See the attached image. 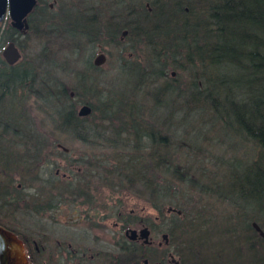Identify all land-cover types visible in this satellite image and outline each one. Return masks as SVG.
I'll return each mask as SVG.
<instances>
[{
  "label": "rangeland",
  "instance_id": "obj_1",
  "mask_svg": "<svg viewBox=\"0 0 264 264\" xmlns=\"http://www.w3.org/2000/svg\"><path fill=\"white\" fill-rule=\"evenodd\" d=\"M158 1L40 0L28 15L30 27L25 33L11 31L8 15L0 21L2 34L14 36L0 39V56L3 46L13 41L21 53L15 66L20 72L26 69L20 81L0 94V129L6 122V140L1 135L0 142L6 141L10 158L25 167L19 180L3 183L6 192L0 191V221L4 223L0 226L20 239L38 243L43 239L48 252L58 249L57 239L67 241L71 204L60 202V210L66 214L63 222H57L56 198L51 192L54 182H45L53 179L48 168L57 159L47 154L50 145H36L58 141L73 152L75 169L84 168L71 173L74 180H87L98 199L104 196L110 202L121 196L118 204L124 213L133 208L134 217H139L141 207L148 206L145 211L158 215L148 221L155 241L151 246L128 244V236L120 238V264L123 257L132 256L131 251L136 257L144 254V264L147 258L150 264H174V260L179 264V258L181 264H209L207 259L216 264L224 242L235 236L250 241H234L230 258L249 264L251 257L247 260L243 248L254 243L253 251L258 254L259 242L251 239L247 223L258 221V208L251 196L230 186L236 184L234 173L256 160L258 148L240 133L220 129L222 122L207 104L201 111L193 102L199 95L196 92L205 89L207 78L217 81L220 73L186 55L190 40L184 22L189 19L175 7L180 4L186 11L188 0L168 2V15L176 18L170 23V33L161 28L162 20L157 21ZM128 28L131 32L123 34ZM182 39H187L186 46ZM100 53L104 60L94 66ZM61 87L69 98L61 97L62 104L53 105L48 94L60 95ZM213 96L221 102L215 93ZM82 104L91 107L81 118L84 125L77 131L63 129L66 126L60 125L57 116L60 111L77 113ZM139 123L143 126L136 128ZM133 129L136 134L130 132ZM147 131L153 141L145 135ZM161 139L166 145L160 144ZM175 166L193 181V188L187 180H181L178 189L171 185L170 169ZM42 168L48 170L46 174ZM2 180L1 175L0 183ZM50 198L53 200L48 201ZM115 219L114 210H109L107 225ZM105 235L109 238L111 234L105 231ZM100 243L103 249H112L109 241Z\"/></svg>",
  "mask_w": 264,
  "mask_h": 264
},
{
  "label": "trees",
  "instance_id": "obj_2",
  "mask_svg": "<svg viewBox=\"0 0 264 264\" xmlns=\"http://www.w3.org/2000/svg\"><path fill=\"white\" fill-rule=\"evenodd\" d=\"M168 2L176 4L180 1L167 0L165 4L159 0L155 7L159 8L160 19L157 21L162 20L165 23L161 28L166 29V33L171 32L170 23L176 21L175 17L168 15L171 10L167 7ZM188 2L186 11L184 10L186 8L180 7V4H176L175 7L181 9L186 19H189L184 24L187 26L185 31L187 28L189 32L190 43L188 44L187 39L181 40H185V46L188 44L190 49L187 50L186 55L189 60L194 58L198 63L204 62L206 67L218 69L220 73L217 81L213 77L207 78L208 83L205 89L196 92L199 95L193 99V102L199 104L201 111L206 110L204 104H207L214 117L222 122L220 129L225 127L240 133L258 148L256 160L244 167L239 174L234 173L236 184H231L230 187L240 189L239 193L252 197L253 203L258 208L256 222L264 230V0H188ZM158 22L154 24V27ZM9 28L13 33L16 31L12 27ZM1 30V40L14 39L13 35L6 38ZM137 30L140 31V29ZM199 37L202 38V43H198ZM18 69L15 65H7L0 56V94H4L10 84L20 81L25 76L26 69H22L21 72ZM61 89L60 95L54 92L48 94L53 105H60L64 98H69V93L65 92L63 87ZM213 93L221 99V102L215 100ZM200 98L202 101L199 100ZM57 116L62 127L70 126L77 131L84 125L81 121L83 117L78 116L74 110L72 113L69 109L68 112L61 110L60 116ZM128 125L131 127L130 124ZM136 126L141 128L143 125L139 123ZM130 132L137 133L135 129ZM145 135L153 141L151 133L147 131ZM159 142L161 145H166V141L162 139ZM177 170L176 166L170 169L171 185L178 189L177 184L181 183V180H187L188 186L193 188V181ZM176 188L172 193L176 191ZM247 228L251 232V239L259 242V248L256 246L258 254L253 251L254 243L249 242L247 249L243 248L247 260L251 257L249 264H264V236H261L251 223H247ZM231 239L224 242L226 246L219 251L222 257L216 264H246L235 262L230 258V252L233 251L234 241L248 243L250 240H246L243 236H235ZM131 253L132 256L122 258L121 264H144L143 259L146 258L144 254L141 253L136 257L132 251ZM237 254L238 252H235V257ZM147 259V264H150V259ZM247 260L242 259V262ZM205 261L209 264L213 262L210 259ZM181 262L179 258V264Z\"/></svg>",
  "mask_w": 264,
  "mask_h": 264
},
{
  "label": "flooded vegetation",
  "instance_id": "obj_3",
  "mask_svg": "<svg viewBox=\"0 0 264 264\" xmlns=\"http://www.w3.org/2000/svg\"><path fill=\"white\" fill-rule=\"evenodd\" d=\"M27 22L29 28L28 17ZM124 31H126V33H123L122 31L123 34H127L129 31L131 32L129 28ZM16 63L8 64L6 62L9 66L15 65ZM69 128L71 131L72 129L70 126H66L63 129L69 130ZM1 135H4L6 140V122L4 123V127L2 126L0 129V136ZM45 144L50 145L48 146L49 149L47 150V154H52V157L57 159V162H53V164L51 163L50 168H48V170H51V176H53V179L45 180L40 174H37V176L39 179H44L47 185L49 182H54L53 188L55 189L51 190V192H53L54 198H56V211L54 214L56 215L57 222H63L62 219L66 214L64 211L60 210L62 208L60 202H70V212L67 213V224L69 225L67 229L71 232L69 235L66 234L68 237L67 241H63L64 239H57V244L59 246L58 249H52L49 250V252L41 243L43 239H40L41 242L38 243L34 239L30 240L26 237L21 238L29 264H38V261H40V264H46L48 262L51 264H62V262L65 263L66 260L67 264H96V261L97 263L99 262V264H120L123 243L120 238L123 235L127 238L126 236L130 233L128 231L129 229L137 230V235L135 238L128 237L130 240L128 244L151 246L155 242L150 235L151 229L148 225V221L152 218L158 217V215L155 216L152 214V211H145V208H148V206H142L140 209V216L134 217L137 213L133 208H130L127 213H124L122 204H118L121 200V196H119L120 199L117 197V199L110 202H108L104 196H100L98 199L94 193H91L90 184L87 180H83L84 182H82V180L79 181L78 179L76 181L72 177V172L74 173V171H77L80 173L84 168L77 166L75 169L73 164L75 157L73 152L70 151V148L58 141L54 144L52 142L36 143L37 148ZM6 145V141L0 142V174L4 177V180L0 183V191L3 193L6 192V185L3 183L10 182L12 179L19 180L21 178L20 174L21 172H24L25 168L22 165V167H20V164L15 162L14 157L10 158V153L6 152ZM42 169H44L43 174H46V171L48 170H45V168ZM20 184L21 183L18 182L17 186L20 187ZM71 187L73 189H71ZM52 200L53 198H50L48 201ZM48 201L47 203L51 204ZM109 203H111L110 206L107 205ZM148 204H150L151 209H153V203L150 202ZM109 210H114L116 219L108 226L107 218ZM130 216L134 218H131ZM123 221H125V223H123ZM132 222H135L136 224H133ZM0 223L2 224L4 222L0 221ZM130 223L134 226L131 227ZM144 226L148 228V237L150 238L149 243H145L144 238L140 237L138 234L139 230ZM105 231L111 234L109 238L106 237ZM58 234L61 235V232ZM90 235L94 236L92 241L89 240ZM85 236H87V238H85ZM108 241L110 242L111 250H106L103 249L105 247H100V242L106 243ZM90 243L95 245L96 248L91 249L89 245ZM157 245H160L159 241H157ZM33 257H35V260H33ZM102 258L107 259L108 261L100 262Z\"/></svg>",
  "mask_w": 264,
  "mask_h": 264
},
{
  "label": "water",
  "instance_id": "obj_4",
  "mask_svg": "<svg viewBox=\"0 0 264 264\" xmlns=\"http://www.w3.org/2000/svg\"><path fill=\"white\" fill-rule=\"evenodd\" d=\"M37 0H0V21L5 19L7 15L10 19V25L20 33H25L28 29L27 16L34 8ZM126 33V31H123ZM1 56L8 64H13L18 61L21 56L20 50L13 41H9L1 49ZM104 60L102 53L98 54L93 61L94 65H100ZM91 112V107L88 104H82L77 111L79 116H86ZM171 209V207H168ZM175 210V209H173ZM179 212V210H177ZM252 226L264 236V231L260 226L252 221ZM129 238H135L137 230L129 229ZM127 232V231H126ZM139 236L148 242V230L142 228L139 230ZM162 238L167 242V234L163 233ZM0 264H29L24 252V247L20 238L11 230L0 226ZM174 264H178L175 260Z\"/></svg>",
  "mask_w": 264,
  "mask_h": 264
}]
</instances>
